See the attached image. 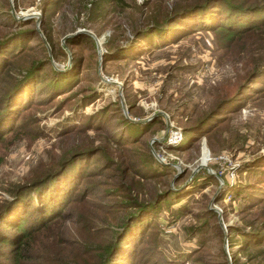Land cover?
<instances>
[{"label": "rangeland", "instance_id": "374dc122", "mask_svg": "<svg viewBox=\"0 0 264 264\" xmlns=\"http://www.w3.org/2000/svg\"><path fill=\"white\" fill-rule=\"evenodd\" d=\"M181 1L0 0V31L23 30V59L47 75H76L0 135V203L43 166L71 167L64 170L75 191L89 179L86 169L99 166L90 192L61 204L70 213L29 238L20 264H78L125 225L137 235L134 253L154 245V257L134 264H233L232 253L236 264H264V243L244 236L264 224V195L232 196L235 183L253 176L246 167L264 161V72L256 78L253 69L264 64V32L226 41L198 29L155 46L137 40L123 57L151 8ZM9 74L23 75L12 66Z\"/></svg>", "mask_w": 264, "mask_h": 264}, {"label": "trees", "instance_id": "16d2710c", "mask_svg": "<svg viewBox=\"0 0 264 264\" xmlns=\"http://www.w3.org/2000/svg\"><path fill=\"white\" fill-rule=\"evenodd\" d=\"M107 2L111 4V0ZM198 29L215 31L226 41L232 36L251 30L260 40V34L264 32V0H182L174 3L170 8L161 9V5L154 6L148 11L143 27L134 31V38L130 40L131 44L127 46L128 49L125 50L126 54L123 57L132 56L130 49L135 47L134 42L137 40H143L145 45L155 46L164 43L168 37L173 40ZM26 30L30 31V29ZM22 31V29H15L9 35L0 31V135L12 130L16 124V116L27 106L39 98L46 99L52 96L53 92H63L69 89L76 78L74 71L61 72L53 68H51L52 73L47 75L41 66L23 59L24 35L21 34ZM12 53L13 58L9 60L10 57L7 55L11 56ZM10 66L14 67V71L18 70L23 73L22 78L16 79L11 76ZM253 69L255 70L254 76L257 78L264 72V64L260 67L255 66ZM40 73L42 78H40ZM27 81L30 88L25 87ZM61 82L65 84L60 85ZM47 83L52 84L53 87H46ZM258 86L253 85V89L261 88ZM206 131L207 129L202 133ZM262 159V157H257L253 161L255 163L251 162L250 167H246L252 169L253 176L245 183H235L232 187L234 188L232 196H240L253 201L264 195V168L260 167L264 166ZM68 168L71 169V167H66L53 170L46 165L41 168L44 170L39 175H33L9 187V195L12 197L0 203V264H20L29 238L37 230L59 221L64 213H70L69 209L62 212L61 204H73L78 195L82 196L90 192L89 189L94 184V182L89 184L90 178H93L92 171L97 170L99 166L93 164L86 169L87 174L84 177H89V179L83 182L78 191H75L77 187H73L75 180L73 182L68 180V170H64ZM147 172L144 174L146 175ZM207 211L213 213L210 208ZM134 216L138 215L134 213ZM249 227L252 232L244 235L250 238L247 243L263 244L264 224L258 227L261 228L260 233L256 232L259 230L256 227ZM108 231L106 230L101 237H106ZM64 233L65 235L54 233L51 239L54 242V236L58 235L62 239L69 234L68 231ZM254 234L262 240L253 237ZM136 237L137 235L130 236L125 225L118 234L109 239H100L93 244L89 249L87 259L81 260L78 264H134L135 259H139L141 255L146 257L149 254L151 258L154 257L152 254L154 245L148 246L147 243H142L139 250L134 253L135 248L130 240L132 238L135 240ZM37 240L41 244V237ZM56 243L59 244L58 237ZM231 258L232 263L236 264L233 253ZM41 260L45 264H50L47 259ZM71 263L74 264V262ZM146 264H152V260H147Z\"/></svg>", "mask_w": 264, "mask_h": 264}, {"label": "built area", "instance_id": "2783aa9c", "mask_svg": "<svg viewBox=\"0 0 264 264\" xmlns=\"http://www.w3.org/2000/svg\"><path fill=\"white\" fill-rule=\"evenodd\" d=\"M177 136V130H173V131H171V134H170V137L168 138L169 139V141H175L177 138H175ZM153 152H155V155H158L159 157L160 156H164V154L162 153V151H159L158 149H154V148H152L151 149Z\"/></svg>", "mask_w": 264, "mask_h": 264}, {"label": "water", "instance_id": "95a60500", "mask_svg": "<svg viewBox=\"0 0 264 264\" xmlns=\"http://www.w3.org/2000/svg\"><path fill=\"white\" fill-rule=\"evenodd\" d=\"M95 40V39H94ZM96 41L98 42V40L96 39Z\"/></svg>", "mask_w": 264, "mask_h": 264}, {"label": "bare ground", "instance_id": "6f19581e", "mask_svg": "<svg viewBox=\"0 0 264 264\" xmlns=\"http://www.w3.org/2000/svg\"><path fill=\"white\" fill-rule=\"evenodd\" d=\"M204 148H205V146H204ZM208 152V151H207Z\"/></svg>", "mask_w": 264, "mask_h": 264}]
</instances>
